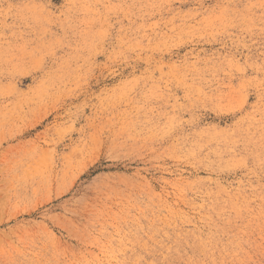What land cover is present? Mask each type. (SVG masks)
<instances>
[{
    "label": "rangeland",
    "instance_id": "374dc122",
    "mask_svg": "<svg viewBox=\"0 0 264 264\" xmlns=\"http://www.w3.org/2000/svg\"><path fill=\"white\" fill-rule=\"evenodd\" d=\"M0 264H264V0H0Z\"/></svg>",
    "mask_w": 264,
    "mask_h": 264
}]
</instances>
